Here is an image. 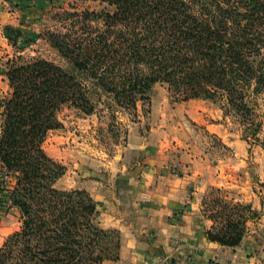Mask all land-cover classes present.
<instances>
[{
	"label": "trees",
	"instance_id": "16d2710c",
	"mask_svg": "<svg viewBox=\"0 0 264 264\" xmlns=\"http://www.w3.org/2000/svg\"><path fill=\"white\" fill-rule=\"evenodd\" d=\"M96 1L106 6L63 8L55 13L62 28L43 33L65 66L22 55L7 62L10 93L0 105V156L16 178L8 198L22 226L0 248V264L119 258L121 232L100 225L99 203L86 190L55 185L66 167L43 143L62 126L64 107L89 115L105 106L116 119L117 112L133 113L163 83L177 99L220 103L226 116L238 118L243 138L264 148V121L253 106L256 96L264 105V0ZM212 202L208 238L240 246L250 235L248 222L263 211L234 199Z\"/></svg>",
	"mask_w": 264,
	"mask_h": 264
},
{
	"label": "rangeland",
	"instance_id": "374dc122",
	"mask_svg": "<svg viewBox=\"0 0 264 264\" xmlns=\"http://www.w3.org/2000/svg\"><path fill=\"white\" fill-rule=\"evenodd\" d=\"M105 6L96 0H0V105L10 93L5 74L9 59L22 55L26 60L42 58L66 65L43 36L48 30L62 28L55 13L63 8L81 11ZM253 103L257 119L264 121L262 97H253ZM115 115L116 119L112 118L105 106L89 115L67 107L62 109L59 114L62 126L51 130L43 143L47 154L66 167L56 187L79 189L85 175L104 180L115 171L122 155H127L128 166L147 156H156L159 165L170 162L172 172L187 174L195 169L198 174L193 184L200 188L202 204L209 202L203 206L205 215L210 214L207 209H211L215 197L250 203L253 209L263 211L248 222L247 238L252 246L256 240L259 252L256 261L264 264V148L252 138H243L238 118L225 117L221 104L211 100L177 99L163 83L156 84L149 99L141 101L133 113ZM213 121L214 128L210 127ZM143 141L145 146L139 148ZM183 156L197 160L186 162L185 167ZM8 182L9 187L2 188L4 191L13 189L16 178H9ZM214 186L222 191L213 193ZM5 214H11L8 235L20 230L22 219L18 208L2 205L0 216ZM244 245L248 246L246 240L240 246Z\"/></svg>",
	"mask_w": 264,
	"mask_h": 264
},
{
	"label": "crops",
	"instance_id": "0c3cea01",
	"mask_svg": "<svg viewBox=\"0 0 264 264\" xmlns=\"http://www.w3.org/2000/svg\"><path fill=\"white\" fill-rule=\"evenodd\" d=\"M2 122L0 116V134ZM215 126L213 121L210 127ZM155 157L128 166L127 155H122L109 178L85 175L78 187L99 203L100 225L121 232L119 258L103 264H258L256 240L254 246L246 238L248 246L232 248L208 238L213 221L203 212V196L193 184L198 171L172 172L170 162L159 165ZM183 157L185 167L197 160ZM10 215L0 216V248L9 236Z\"/></svg>",
	"mask_w": 264,
	"mask_h": 264
},
{
	"label": "built area",
	"instance_id": "2783aa9c",
	"mask_svg": "<svg viewBox=\"0 0 264 264\" xmlns=\"http://www.w3.org/2000/svg\"><path fill=\"white\" fill-rule=\"evenodd\" d=\"M9 178L15 179V176L3 166V162L0 156V208L2 207V205H7V207H11L12 200L8 198V191L11 189H7V191H4L5 187H9ZM2 188H4V190ZM4 193H6V198L4 197Z\"/></svg>",
	"mask_w": 264,
	"mask_h": 264
}]
</instances>
